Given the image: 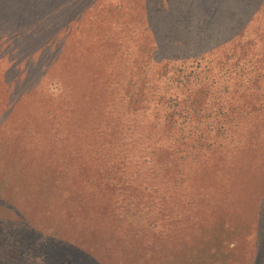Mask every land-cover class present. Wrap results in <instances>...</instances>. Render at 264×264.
Returning a JSON list of instances; mask_svg holds the SVG:
<instances>
[{"label": "rangeland", "instance_id": "rangeland-1", "mask_svg": "<svg viewBox=\"0 0 264 264\" xmlns=\"http://www.w3.org/2000/svg\"><path fill=\"white\" fill-rule=\"evenodd\" d=\"M34 1L0 0V264H264V3L233 33L227 0L198 4L207 33L175 56L150 16L170 3L179 30L187 0H124L110 17L92 0L55 45L31 39Z\"/></svg>", "mask_w": 264, "mask_h": 264}, {"label": "trees", "instance_id": "trees-1", "mask_svg": "<svg viewBox=\"0 0 264 264\" xmlns=\"http://www.w3.org/2000/svg\"><path fill=\"white\" fill-rule=\"evenodd\" d=\"M28 1L29 0H14V8L18 9L19 6L25 5L26 3H28ZM60 1L67 2V4H69L70 6L69 5H68V7L63 6V9H61V7H57V5H58L57 2H60ZM94 1H99L101 3L99 6H95L94 9H96L97 7H100L102 9H104L105 12L107 13V15L110 17V14H109V11H111L110 6L113 4H116L117 7L123 6L122 2L124 0H94ZM92 2H93L92 0H35L34 2H32L33 6H35V7L31 6V4L29 3V9H28V10H30L29 13L31 14V17L34 18V20L36 22V23H32V25H31L32 26L30 29L31 30V39H33L34 41L40 42V41H43L44 37L49 36L48 38H50V41H52L50 44L55 45L56 43L61 42V38L63 35H65L64 38L66 37V33L69 35H73L74 34V24L76 22H78L77 20H79V18H82L84 12L93 5ZM194 2H195V0H187L186 9H183V12L181 15V18L184 17V19H183V22H182L179 30H178V24L175 23V20L173 18V16L175 15V13L177 11V8L173 7L170 3L162 11L161 10L158 11L157 15H156V13H152V15L150 16V18H152L153 20L155 18H157L158 24H160V26L158 28H156L155 30L150 29V28H149V30L153 31L154 36H157L158 41H156V45L161 43V41H165L164 45H161L160 47L157 46L158 49L161 50V52H167L168 48H170L172 46L169 49V51L174 50L173 54H175V56H181L184 54L183 53L184 50H188L186 48L188 47L189 44H191V42L194 39H196L197 41L200 40L199 34L207 33V32H205L204 29L202 30V28H199V30L194 33V30L192 27L193 26V24H192L193 23L192 13H194L195 9L198 8V4L200 6H202V8H204L206 4L213 3L212 5L216 7L217 4H219V0H205V1L204 0L203 1L197 0V3H194ZM225 2H227L228 7H224V9H222V10L220 7L219 12H222V13L229 15V16H228L227 24H224L222 26H226L225 31L229 30V32H232L234 30V28L236 30H239L240 27L243 26V23H242L243 19L241 18L242 13L245 16L246 15H251V16L254 15L262 7L261 5L264 3V0H227ZM229 2L231 3V5L228 4ZM132 6L134 7L135 11H138V9L140 8V7H138V3H135ZM93 7H94V5H93ZM100 8H99V10H100ZM148 11L150 12V10H148ZM237 12H239L240 15ZM11 16L12 15L9 16V14H7V15L4 14L3 15L4 20H0V27L1 26L4 27V31L6 32V34H7L8 27H11L13 24V21H12L13 19L10 20ZM21 16H22L21 14L18 16L19 22L17 24H15L16 30H18L20 33H22V31H20V29L22 30V28H24V26L19 25L20 22H23V18H21ZM250 20L251 19H245L247 26L249 25L248 22ZM217 23L218 22H217V16H216V18L214 17V19H212V21H210L208 26H210V27L218 26L216 31H219L222 29V26L220 24H217ZM127 26L133 27V23H127ZM148 27H150V25H148ZM184 29L186 30L187 36H188V40L186 43H183L180 39H177L178 35L183 36L185 34ZM220 33L221 32L214 34V33L210 32V35L207 36V38L210 40L216 39L218 41V38H220V36H219ZM24 34H26V33L24 32ZM47 34H48V36H47ZM193 34L195 36H198V37L193 39V37H194ZM21 37L22 36H19V38H21ZM3 38H5V37H3ZM154 40H155V38H154ZM154 40L152 39L151 42H154ZM65 47H66V49H64ZM213 47H217V45H213ZM61 49L63 51V54H65L64 52L68 49V46L64 45V47H62ZM8 53H10L9 50H8ZM241 55H242V53H241ZM7 56H9V55H7ZM11 57L13 58V56H11ZM173 62H185V60H183V59L181 60L179 58H176L175 61H173ZM59 64H57L56 66H59ZM66 64L68 66L71 65V61L70 60L66 61ZM64 66L60 64L59 67L63 71L65 69H68V67H64ZM63 67H64V69H63ZM55 84H56V86H55L56 89L58 87H61V88L63 87V84L60 81L58 83L55 82ZM194 147L195 146H193V145L191 146V148H194ZM226 147H227V144H226ZM202 149H203L202 146H200V150L203 152ZM227 153H228V151H227ZM203 156H204V154H203ZM220 158L221 157H217L216 162L213 161V163L210 165L211 169L215 168L214 165H216V166L225 165L224 166L225 169L228 167L229 162L226 163L225 159H220ZM234 170H232V171H234ZM239 171L241 173L240 176H241L242 182L244 184H245V182H247L246 185H250L251 182H255V183L259 182L258 186L260 185L261 181H259L260 180L259 177L258 178H252V176H249V175H253V174L251 173V174L247 175L244 171V168L243 169L240 168ZM182 174H183V171H182ZM182 174L180 175V177H182ZM218 177L221 180L222 178H227L228 176H227L226 171H225L224 177H223V174L221 176H218ZM245 178H248V180L245 181ZM217 181H219V180L217 179ZM225 183H226V181H225ZM177 185H179V184H177ZM239 186H240V190L235 189L234 190L235 192H233V193L237 194L239 192L245 191V193L248 197V188H245L241 185H239ZM246 187H249V186H246ZM253 188H255V187H253ZM263 190H264V188H263ZM200 197L206 198V195L200 194ZM242 199L245 202L242 205V210L240 212H245L244 207L250 208V206L246 202L247 198H241V200ZM204 200L206 201V199H204ZM236 206H237V204L233 205V209L236 208ZM263 212H264V208H263ZM226 221L230 222L228 220H226ZM161 222H163L162 219H161ZM226 226L232 231H234V229H235V225H230L228 223V224H226ZM9 247H12V245H10ZM13 248H14V256H15L16 253L19 252L20 247L18 245L14 244V247H12L10 249H13ZM190 248H191V246H190ZM191 253H192L191 254L192 259L198 256V252L195 249H193V251ZM39 254L42 255V253H39ZM33 258H35V257H33ZM170 258L173 260L180 261L174 252L171 254ZM191 264H194V262H191Z\"/></svg>", "mask_w": 264, "mask_h": 264}]
</instances>
